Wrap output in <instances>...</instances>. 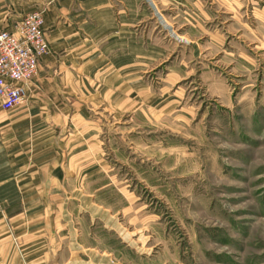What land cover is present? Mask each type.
Listing matches in <instances>:
<instances>
[{
    "label": "crops",
    "instance_id": "0c3cea01",
    "mask_svg": "<svg viewBox=\"0 0 264 264\" xmlns=\"http://www.w3.org/2000/svg\"><path fill=\"white\" fill-rule=\"evenodd\" d=\"M150 1L0 0V30L43 7L48 41L22 103L0 107V264H116L101 120L172 109L197 72L223 85L224 59L263 68L264 0Z\"/></svg>",
    "mask_w": 264,
    "mask_h": 264
},
{
    "label": "rangeland",
    "instance_id": "374dc122",
    "mask_svg": "<svg viewBox=\"0 0 264 264\" xmlns=\"http://www.w3.org/2000/svg\"><path fill=\"white\" fill-rule=\"evenodd\" d=\"M229 64L172 109L101 120L116 264H264V66Z\"/></svg>",
    "mask_w": 264,
    "mask_h": 264
},
{
    "label": "built area",
    "instance_id": "2783aa9c",
    "mask_svg": "<svg viewBox=\"0 0 264 264\" xmlns=\"http://www.w3.org/2000/svg\"><path fill=\"white\" fill-rule=\"evenodd\" d=\"M43 9L20 15L12 27L0 30V107L10 109L24 100V86L37 73L38 59L48 51L42 28Z\"/></svg>",
    "mask_w": 264,
    "mask_h": 264
}]
</instances>
